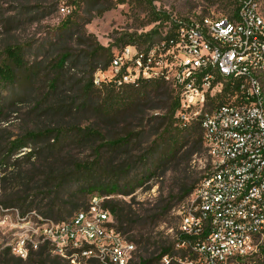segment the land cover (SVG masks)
<instances>
[{"label": "built area", "instance_id": "1", "mask_svg": "<svg viewBox=\"0 0 264 264\" xmlns=\"http://www.w3.org/2000/svg\"><path fill=\"white\" fill-rule=\"evenodd\" d=\"M64 18L71 13L59 6ZM101 80L119 85L161 81L178 96L176 117L199 123L204 174L177 209L178 230L159 264H264V12L261 0H238L228 16L195 8L168 17L157 42L113 52ZM103 196L65 222L0 205V228L28 227L5 244L26 260L49 247L72 264H139L137 246L116 227ZM79 261V260H78Z\"/></svg>", "mask_w": 264, "mask_h": 264}, {"label": "trees", "instance_id": "2", "mask_svg": "<svg viewBox=\"0 0 264 264\" xmlns=\"http://www.w3.org/2000/svg\"><path fill=\"white\" fill-rule=\"evenodd\" d=\"M85 1L94 11L99 10V15L125 3V0ZM153 1L155 0H142L152 9V21L158 22L165 15L156 12ZM30 21H35V18ZM19 22L21 23L22 19ZM16 23L15 20H10L4 27L7 30ZM151 35H146L144 43L151 40ZM124 44L126 46L135 42L129 40L128 44ZM88 49L87 53L81 52L74 56L66 52L60 55L57 61L49 63L46 92L39 94L38 71H41L43 58L29 66L23 47L9 44L3 48L0 54V88L14 89L16 96L12 99H2L0 119L7 120L12 113L19 111V105L28 103L30 107L23 115L34 125V128L26 130L19 137L12 136L0 128V167H3L0 183L3 205L6 208L21 204L23 213H29L32 208H36L44 210L41 215L49 220L54 219L56 223L69 220L79 209L78 205L65 215L69 217L67 220L62 215L55 218L58 201L66 185L86 172L95 182L94 186L88 188V193H100L93 196L120 193L116 183L110 181L103 185L100 179L109 171L117 172L114 164L122 158L126 163H130L134 159L132 153L135 148L140 147L143 140L152 133L159 137L160 142L154 143L140 160L156 162L159 165L176 163L179 167L181 159L186 158L188 162L197 151L204 152L199 123L180 122L176 117L178 96L169 86L161 81L142 80L135 84L122 85H119L117 80H111L95 85V73L110 68L113 53L111 49L99 44H89ZM33 56H37V53ZM80 66L85 70L79 73L78 77L73 72H77L76 69ZM25 83L29 84L27 88H24ZM18 90L23 92L20 96L17 95ZM160 111L164 113L151 117L147 123L148 113ZM87 115L94 122L82 126L76 119ZM123 120H126V123L137 122L141 132L133 134L132 131L124 137L117 134L115 130ZM146 133L148 134L145 135ZM133 140L135 143L132 145ZM72 147L91 151L94 160L91 163L74 160L70 156ZM185 147L189 148L181 154ZM67 148L70 149L66 150ZM24 149H30V152L13 160ZM127 171H130V168ZM197 184L195 180L182 183L179 200L185 199ZM53 194L57 195V199L46 204L45 201ZM120 194L130 196L132 192ZM121 203L110 201L104 206L110 210L118 230L130 241L147 253L152 247H156L155 251L159 250L156 257L152 256L156 252L150 254L148 259L139 257V264H159L160 258L169 253L172 245L169 246L166 242L153 244L151 236L146 237L144 234L145 228L151 225L150 220L155 221L158 216L142 218L133 212L130 206H122ZM69 263V260L52 255L46 245L38 250H30L26 260L14 256L9 247L0 250V264ZM90 264H94V261L91 260Z\"/></svg>", "mask_w": 264, "mask_h": 264}, {"label": "rangeland", "instance_id": "3", "mask_svg": "<svg viewBox=\"0 0 264 264\" xmlns=\"http://www.w3.org/2000/svg\"><path fill=\"white\" fill-rule=\"evenodd\" d=\"M60 5H67L70 8V16L62 18L59 15ZM152 5L156 8V12H162V16L165 15L158 22L152 21L154 17L152 9L142 0H125V3L119 4L101 15L98 14L99 10L94 11L93 7L85 0H0V54L6 45L15 44L23 47L29 66L43 58L41 62L44 63L40 67L41 71H38L39 81L37 84L39 94H43L46 92L45 84L46 76L49 75L47 69L49 63L57 61L60 55L66 52L72 56L81 52L87 53L89 44H99L104 48L111 49L113 53L124 46V43L128 44L129 40L134 41L135 44L154 43L158 41L161 30L163 31L167 26L170 16L184 15L200 7L205 13L228 16L237 8L238 2L237 0H155ZM261 7L264 12V0H261ZM33 18L35 21H30ZM20 19H22L21 23L19 22ZM10 20H15L17 23L12 27L9 26L10 29L6 30L4 25ZM147 34H152L151 40L144 43ZM36 53L37 56L34 57L33 55ZM76 70L77 72L73 73L80 77L79 73L85 69L80 66ZM96 78L101 80L102 76L95 73L94 79ZM28 85L25 83L24 88H27ZM22 93L17 91L18 96ZM15 96L16 90L6 87L0 88V102L3 101L4 97L12 99ZM29 107L28 103L19 105L17 113H12L7 120L0 119V128L16 137L22 136L26 130L34 128V125L27 121V117L23 115ZM163 113L164 111L150 112L147 114L146 120L157 115L161 116ZM76 120L81 122L82 126L94 122L88 115L78 117ZM121 122L115 131L122 137L132 131L133 134L141 132V128L137 127V122L126 123V120ZM146 129H149L148 126ZM107 135L109 134L107 133ZM158 138L153 133L149 137L147 136L141 146L136 147L133 151L132 157L134 159L130 163H126L124 158L115 162L114 167L117 172H107V175L100 181L103 185H107L110 181L116 183L120 193L132 192L130 196H124L120 193L103 194V197L108 198L104 204L110 201H120L122 206H130L133 212L142 218L158 216L157 220H150L151 225L145 228L144 234L146 237L151 236V243L153 244L166 242L170 246L174 242V236L179 225L177 209L186 199L179 200L181 184L189 183L191 180L199 183L204 174L203 167L206 164V159L204 152L199 150L188 162L186 158L181 159L179 167L176 163L159 165L156 162L140 160L139 158L154 143L160 142ZM134 143L135 140L131 144ZM188 148L185 147L181 150V154L186 152ZM29 152L30 149L21 150L13 160ZM70 156L80 163H91L94 160L91 151L76 147L70 149ZM128 165L130 166L128 167ZM128 168L130 171H127ZM150 168L151 170H149ZM2 171L3 167H0V178L3 175ZM94 183L93 177L83 172L78 179L67 184L61 192L55 218L57 219L62 215L67 220L69 217L65 215L71 212L75 205L79 206L78 210L86 208L90 198L100 194L99 192H87L89 187L94 186ZM1 186L0 183V205L5 207ZM56 199L57 195L53 194L45 203ZM13 209H17L21 217H26L27 221H30L28 227L32 226L36 216H41L42 211H44L32 208L31 212L23 213L21 204ZM28 227L2 226L0 228V250L5 244H15L21 237L28 235L27 231L30 230ZM155 250L156 247H152L147 253L142 250V247L137 246V256L148 259L150 254L156 252L152 255L156 257L159 250ZM78 260L75 261L76 264L82 262L81 258ZM69 264L72 262L70 261Z\"/></svg>", "mask_w": 264, "mask_h": 264}]
</instances>
